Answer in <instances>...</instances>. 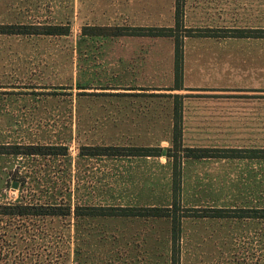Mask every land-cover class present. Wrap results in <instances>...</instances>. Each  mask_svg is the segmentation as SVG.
<instances>
[{
    "label": "rangeland",
    "instance_id": "1",
    "mask_svg": "<svg viewBox=\"0 0 264 264\" xmlns=\"http://www.w3.org/2000/svg\"><path fill=\"white\" fill-rule=\"evenodd\" d=\"M100 1L0 0V24L71 27L67 37L0 36V144L68 147L67 156H0V206L169 207L166 155L81 156L93 146L170 148L173 100L149 94L185 96L186 147L264 149V56H256L264 39L199 36L264 29V0H184L183 24L195 35L183 38L185 90L175 92L166 91L173 39L82 35L104 24L174 27L175 0L130 9ZM241 97L261 99L232 106L256 109L239 127L257 130L218 136L230 108L220 100ZM183 168L182 210L264 208V158L187 160ZM171 229L170 219L0 215V264H172ZM180 249L177 264H264V220L184 218Z\"/></svg>",
    "mask_w": 264,
    "mask_h": 264
},
{
    "label": "trees",
    "instance_id": "2",
    "mask_svg": "<svg viewBox=\"0 0 264 264\" xmlns=\"http://www.w3.org/2000/svg\"><path fill=\"white\" fill-rule=\"evenodd\" d=\"M174 27H84L85 37L103 38H171L174 40V85L170 92L183 91L184 88V37L195 35L194 30L185 29L184 0H175ZM185 30V36L179 32ZM71 34L70 25H34V24H0V36H45L67 37ZM201 37L233 38V39H264V29H208L199 34ZM150 97H168L173 100L171 147L140 146H93L82 147L84 157H116V158H157L163 156L172 162V204L169 207H116L91 206L77 207L75 212L71 206L44 205H9L0 206V215L7 216H36V217H68L77 213L81 217H121L144 219H170L172 223V264H177L180 257V242L182 238V221L184 218L197 219H261L264 220V208H203L183 209L181 207L183 194V162L187 160H235L264 158V149L243 148H200L186 147L184 143V98L179 94L158 95ZM68 147L42 145H5L0 144V156L37 157V156H67ZM182 213V214H181Z\"/></svg>",
    "mask_w": 264,
    "mask_h": 264
},
{
    "label": "crops",
    "instance_id": "3",
    "mask_svg": "<svg viewBox=\"0 0 264 264\" xmlns=\"http://www.w3.org/2000/svg\"><path fill=\"white\" fill-rule=\"evenodd\" d=\"M100 2L103 4V8L116 7V8H113V9H121V8L127 7V9H130L129 6L134 5L135 3H143V4L149 5L151 0H102ZM111 3L114 4L113 7H111V5H109ZM34 25H45V24H34ZM93 26H99V27H120V26H126V25L104 24V25H93ZM128 27H145V26L144 25H138V26L137 25H133V26H128ZM121 38H136V37H120V38H105V39L115 40V39H121ZM142 38H145V37H142ZM148 39H150V38H148ZM256 56L263 57L264 54L261 53V54L256 55ZM255 80L256 81L258 80V76L256 78H254V81ZM255 87H254L253 91H259L260 90V88H255ZM255 94H258V92H255ZM149 95H151V94H149ZM260 100L261 99H258V97H250V98L241 97L239 100H232L231 98H229V99L225 98L223 100H220L221 102L225 103L224 106H229L230 108L229 109H223V112H224V115H223L224 119L223 120H224L225 124L223 125V129L220 130L223 133L216 132L217 135L220 136V137H223V138H235V137H249V136H253V134L248 135V134H244L243 132H250V131H253V130H257L256 129L257 126H256V128H254V127H251L248 124L249 127L244 126L243 128H240L239 124L244 123L243 119H241V117L243 115H248L251 112L256 113L257 110L254 109V108H252V111H251V108L232 109V106L233 105H238V106H242V105H244V106L258 105ZM218 101L219 100H217V102ZM184 105H185V101H184ZM217 112L220 113L222 111H219V110L217 111L216 110V113ZM211 113L212 112H210V111L208 112V114H211ZM184 117H185V108H184ZM211 117H214V116L212 115ZM214 122H215V120H214ZM246 122H257V121L255 119H252V120H247ZM239 131H241L242 133H238V134L232 133V132H239ZM184 138H185V127H184ZM162 157H164V156H162ZM162 157H160V158H162ZM148 158H150V157H148Z\"/></svg>",
    "mask_w": 264,
    "mask_h": 264
},
{
    "label": "water",
    "instance_id": "4",
    "mask_svg": "<svg viewBox=\"0 0 264 264\" xmlns=\"http://www.w3.org/2000/svg\"><path fill=\"white\" fill-rule=\"evenodd\" d=\"M165 155H166V151L164 150V151H163V156H165ZM13 187H14V188H17V183H14V184H13Z\"/></svg>",
    "mask_w": 264,
    "mask_h": 264
}]
</instances>
